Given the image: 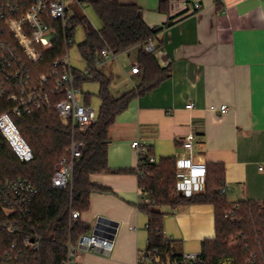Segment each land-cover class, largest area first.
<instances>
[{
	"label": "crops",
	"instance_id": "crops-1",
	"mask_svg": "<svg viewBox=\"0 0 264 264\" xmlns=\"http://www.w3.org/2000/svg\"><path fill=\"white\" fill-rule=\"evenodd\" d=\"M84 2H69L71 13L87 16ZM121 2L138 5L145 22L157 30L151 38L154 55L167 75L134 98L110 128L111 171L95 173L91 180L112 192L92 193L81 219L90 225L85 234L94 231L100 217L117 223L114 247L110 255L79 250L76 259L83 264H138L148 246V216L139 208V158L131 146L136 139L157 161L165 156L180 161L188 156L183 139L194 133V161L224 166L229 200L264 201V0ZM195 3L202 8L195 10ZM143 46L118 53L101 66L112 80L114 96L143 82ZM134 65L139 72L132 71ZM190 103L193 108L187 107ZM223 104L229 106L224 114L210 109ZM183 181L184 194L205 190L199 180L191 183L184 175ZM164 210L169 212L165 233L183 253L201 252L203 241L216 235L213 204Z\"/></svg>",
	"mask_w": 264,
	"mask_h": 264
},
{
	"label": "trees",
	"instance_id": "trees-1",
	"mask_svg": "<svg viewBox=\"0 0 264 264\" xmlns=\"http://www.w3.org/2000/svg\"><path fill=\"white\" fill-rule=\"evenodd\" d=\"M88 2L102 26L98 29L87 16L75 14L70 16L69 32L75 36L79 26L85 29L86 39L79 44V49L87 69L75 68L76 84L82 89L87 82H97L101 105L93 126L86 131H76V139L86 145L75 163L73 185L61 189L52 185L54 170L68 153L73 139L70 122L63 120L53 106L44 105L31 114L14 115L17 126L34 152V159L30 162H21L0 132V178L28 179L39 192L33 201L32 212L44 239L38 250L19 260L23 264H62L68 254V242L77 243L90 230V225L81 219V213L89 209L91 194L112 192L111 188L91 180L95 173L111 171L108 162L110 128L134 98L153 88L167 75L154 52L146 51L143 46L139 51V61L145 72L143 82L120 97L114 96L110 90L111 78L96 63L98 54L105 47L118 54L145 45L157 30L145 22L136 4H124L121 0ZM66 53L65 38L60 32L43 59L35 64L29 63L34 76L55 73L58 69L62 71L54 66V62ZM90 99V93L85 94L86 104H90ZM12 109L9 101L0 98V113ZM150 155L152 152L148 149L146 158ZM142 169L144 175L139 177V184L146 194L141 196L139 208L148 216V246L144 252L152 257V261L142 264H171L183 255L177 241L165 233V219L169 212L164 208L191 204H213L215 207L216 235L203 241V264L224 261L264 264V201L229 200L222 192L225 182L222 164L206 165L205 190L193 194L180 191L174 156H165L153 163L146 161ZM72 211H79L80 216L72 218ZM13 240L8 236L0 237V255L11 249Z\"/></svg>",
	"mask_w": 264,
	"mask_h": 264
},
{
	"label": "built area",
	"instance_id": "built-area-1",
	"mask_svg": "<svg viewBox=\"0 0 264 264\" xmlns=\"http://www.w3.org/2000/svg\"><path fill=\"white\" fill-rule=\"evenodd\" d=\"M224 0H216L221 3ZM84 0H72V5H79ZM195 10L202 5L195 3ZM71 6L68 0H0V98L6 99L13 105L11 111L0 113V132L6 138L13 151L21 162L27 163L34 159L32 147L17 126L14 115L31 114L35 109L44 105L53 106L57 114L65 121L70 122L73 130V139L68 150L57 164L52 178L54 188L61 189L73 185L75 163L82 154L86 143L76 139V131H86L96 122L98 114L91 104L82 101V90L76 84L77 75L72 65L69 49L75 43V36L70 35ZM62 33L67 47L66 55L54 62L55 73L41 74L35 77L31 64L40 62L46 50L53 47L58 33ZM148 52H155L156 46L150 40L145 43ZM117 56L109 47H105L98 54L96 63L102 66ZM132 71H140L139 65H134ZM193 103L187 107L193 108ZM211 110L226 113L229 106L212 105ZM195 135L191 133L183 139V147L188 156L177 160L178 186L183 184L184 175L193 183L199 180L205 183L206 167L194 161ZM138 155V175H144L142 166L146 161L157 162L153 155L147 156L148 148L136 139L131 144ZM227 192V187L222 188ZM38 188L28 179L0 178V237L14 239L11 249L0 255V264H23L29 252L38 250L43 235L37 229L33 219L32 204L38 195ZM145 190L140 187V195ZM72 218L80 216L79 211L71 212ZM231 215H233L231 213ZM68 254L62 264H83L77 261L79 250L93 251L110 255L114 247V239L110 235L83 234L73 243L67 244ZM152 261V257L145 252L139 256L138 264ZM201 252L183 253L171 264H203ZM26 264H29L27 262ZM221 264H232L224 261Z\"/></svg>",
	"mask_w": 264,
	"mask_h": 264
},
{
	"label": "rangeland",
	"instance_id": "rangeland-1",
	"mask_svg": "<svg viewBox=\"0 0 264 264\" xmlns=\"http://www.w3.org/2000/svg\"><path fill=\"white\" fill-rule=\"evenodd\" d=\"M68 2L72 3V0H68ZM84 8H85L84 13L88 16L92 24L96 28H100L102 26V22L88 1L84 2ZM85 39H86L85 29L82 26H79L75 34V43L69 49V56L73 67L82 71H85L87 69V64L84 58L82 57V54L79 49V44L84 42ZM111 84H112V80L110 82V86ZM99 89H100V85L97 82H93V81L85 83L81 89L83 92L81 97L82 101L85 103V94L90 93V97H91L90 104L95 109L97 114L99 113L100 104H101L100 98L98 96Z\"/></svg>",
	"mask_w": 264,
	"mask_h": 264
},
{
	"label": "water",
	"instance_id": "water-1",
	"mask_svg": "<svg viewBox=\"0 0 264 264\" xmlns=\"http://www.w3.org/2000/svg\"><path fill=\"white\" fill-rule=\"evenodd\" d=\"M112 226H114V228ZM115 226H117V223L114 221L105 217H100L93 232L95 234H105L104 232H110V236L114 238L116 232Z\"/></svg>",
	"mask_w": 264,
	"mask_h": 264
}]
</instances>
